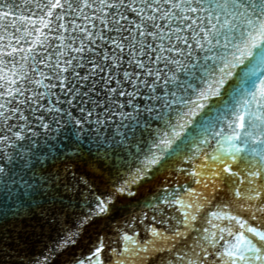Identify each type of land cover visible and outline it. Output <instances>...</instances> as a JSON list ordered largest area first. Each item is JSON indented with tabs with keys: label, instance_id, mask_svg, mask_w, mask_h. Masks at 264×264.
I'll return each mask as SVG.
<instances>
[{
	"label": "snow or ice",
	"instance_id": "1",
	"mask_svg": "<svg viewBox=\"0 0 264 264\" xmlns=\"http://www.w3.org/2000/svg\"><path fill=\"white\" fill-rule=\"evenodd\" d=\"M61 94L76 125L147 113L148 147L99 223L71 167L0 163V264H264V0H0V159L25 128L9 120ZM69 213L75 235L30 256L17 218L39 235Z\"/></svg>",
	"mask_w": 264,
	"mask_h": 264
},
{
	"label": "water",
	"instance_id": "2",
	"mask_svg": "<svg viewBox=\"0 0 264 264\" xmlns=\"http://www.w3.org/2000/svg\"><path fill=\"white\" fill-rule=\"evenodd\" d=\"M16 18L19 19V16ZM28 27L34 26L28 25ZM29 75L33 80L39 79ZM181 78H183L182 74ZM45 79L49 78L45 77ZM54 83L58 84L59 81ZM30 87L33 91H43L42 86L33 84ZM53 91L60 90L56 88ZM64 99L63 94L59 99L55 95L45 96L35 106L37 109L35 114L26 109L25 120H9L11 125L24 123L25 128L13 129V131H22L23 135L21 138L14 136L11 138L5 153L6 159H0V163L7 168L27 165L28 173H38L50 177L52 181H58L65 168L71 167L73 176L83 175L96 190L97 198H90L88 207L78 206V211L89 214L96 212L97 215L92 216L91 219L93 223H99L104 217L98 209L101 199L111 204L109 196L112 193L121 200L129 198L127 192L119 193V188L128 178L129 171H134L139 166L137 158L148 147L151 130L145 127L144 121L150 118L147 113H142L132 120L121 119L113 108L111 119L102 117V123L97 124L93 115L91 121L76 125L75 119L80 117V111L75 104L69 107ZM136 99L143 103L142 97ZM49 102L52 104L51 108ZM39 104H43L44 107L40 108ZM65 108L72 113L73 119L67 118L63 111ZM124 111L131 112L132 109L125 107ZM154 126H159L158 122L154 123ZM0 135H10L3 130L2 124H0ZM121 135L124 137L123 140L120 139ZM0 152H3V148H0ZM130 187L135 189L136 185L132 184ZM79 197L80 193L77 192L76 198ZM38 219L37 214L17 218V222L23 225L18 238L26 245V251L32 257H41L49 245L55 247L64 235H75L76 227H82L77 216L69 213L65 217L66 222L63 226L57 224L55 228L37 235L29 229V225ZM64 229H68V232ZM72 247L74 246H67L69 249ZM64 252L65 249H61L60 254L54 257L50 264H60Z\"/></svg>",
	"mask_w": 264,
	"mask_h": 264
}]
</instances>
